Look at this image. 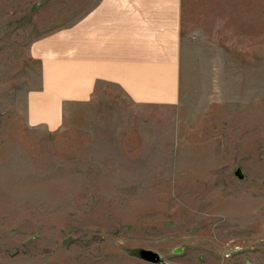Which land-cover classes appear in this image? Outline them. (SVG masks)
I'll return each mask as SVG.
<instances>
[{
    "label": "rangeland",
    "instance_id": "obj_1",
    "mask_svg": "<svg viewBox=\"0 0 264 264\" xmlns=\"http://www.w3.org/2000/svg\"><path fill=\"white\" fill-rule=\"evenodd\" d=\"M80 8L0 0V264H264V0H183L177 111L30 126L29 46Z\"/></svg>",
    "mask_w": 264,
    "mask_h": 264
},
{
    "label": "crops",
    "instance_id": "obj_2",
    "mask_svg": "<svg viewBox=\"0 0 264 264\" xmlns=\"http://www.w3.org/2000/svg\"><path fill=\"white\" fill-rule=\"evenodd\" d=\"M182 9L183 0H82L75 20L57 22L29 46L40 82L27 96L28 124L57 131L66 105L108 94L177 111Z\"/></svg>",
    "mask_w": 264,
    "mask_h": 264
},
{
    "label": "water",
    "instance_id": "obj_3",
    "mask_svg": "<svg viewBox=\"0 0 264 264\" xmlns=\"http://www.w3.org/2000/svg\"><path fill=\"white\" fill-rule=\"evenodd\" d=\"M238 175V173H236ZM141 258L145 261L151 262V263H155L158 261V256L150 251H142L141 252Z\"/></svg>",
    "mask_w": 264,
    "mask_h": 264
},
{
    "label": "bare ground",
    "instance_id": "obj_4",
    "mask_svg": "<svg viewBox=\"0 0 264 264\" xmlns=\"http://www.w3.org/2000/svg\"><path fill=\"white\" fill-rule=\"evenodd\" d=\"M207 204V203H206ZM167 206V205H166Z\"/></svg>",
    "mask_w": 264,
    "mask_h": 264
}]
</instances>
